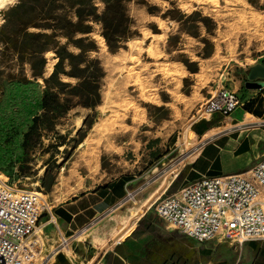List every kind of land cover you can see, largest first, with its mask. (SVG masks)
Instances as JSON below:
<instances>
[{
    "label": "rangeland",
    "instance_id": "1",
    "mask_svg": "<svg viewBox=\"0 0 264 264\" xmlns=\"http://www.w3.org/2000/svg\"><path fill=\"white\" fill-rule=\"evenodd\" d=\"M18 2L0 8V27L7 10ZM126 7L132 36L116 51L108 49L98 25L90 34L96 49L88 58H97L103 71L95 106L84 105L98 99L95 83L86 86L87 95L73 89L78 79L60 75L68 85L52 84L57 105L43 111V78L32 77L27 63L20 68L15 55L2 52L0 44V171L19 188L42 192L50 206L51 201L106 181L130 180L127 192H138L121 204L128 217L113 227L118 231L113 242L133 218L144 214L106 253L105 264H264V242L255 241V246L224 239L198 242L167 228L155 212L159 200L191 181L189 167L201 148L199 142L236 123L231 117L238 116V109L226 117L212 114L199 119L200 111L220 87L240 95L248 67L264 64V0H131ZM45 57L43 77L56 61L52 51ZM94 70L89 62L87 72ZM24 74L28 81L16 79ZM35 115L40 119L23 145V134ZM243 118L264 124L248 114ZM214 154L208 146L195 166L203 167L204 158ZM229 159L221 151L213 159L212 171L220 172L223 165L227 172L243 164ZM45 219L43 213L39 222ZM55 231L53 224L36 231L34 245L42 255H52L57 247ZM90 236L89 230L75 235L72 252L64 251L70 258L80 256V263L71 264L97 260L108 248L105 243L98 244L100 249L86 243ZM81 241L84 248L77 245ZM55 261L56 255L49 263Z\"/></svg>",
    "mask_w": 264,
    "mask_h": 264
},
{
    "label": "built area",
    "instance_id": "2",
    "mask_svg": "<svg viewBox=\"0 0 264 264\" xmlns=\"http://www.w3.org/2000/svg\"><path fill=\"white\" fill-rule=\"evenodd\" d=\"M240 105L235 92L220 87L204 102L199 119L212 114L229 116ZM137 192L128 191L122 202ZM43 195L36 189L19 188L0 171V264H50L51 257L69 252L75 235L85 231L80 229L71 237L60 234L50 256L42 255L41 248L36 250L40 217L51 210ZM155 212L167 228L198 242H264V156L244 174L201 176L184 184L159 200Z\"/></svg>",
    "mask_w": 264,
    "mask_h": 264
},
{
    "label": "trees",
    "instance_id": "3",
    "mask_svg": "<svg viewBox=\"0 0 264 264\" xmlns=\"http://www.w3.org/2000/svg\"><path fill=\"white\" fill-rule=\"evenodd\" d=\"M129 1L131 0H19L7 10L6 20L0 27L2 52L14 54L20 68L27 63L32 77L43 78L46 85L40 99L43 111H51L52 103L57 105V93L52 90V84L68 85L61 81L60 75L78 79L73 89L87 95L86 86L91 82L95 83L98 99L86 101L84 105L95 106L98 103L99 79L103 71L97 58H88L89 52L96 49V41L90 34L94 25H98L108 49L116 51L132 36V20L126 7ZM29 27L35 30L29 31ZM70 46L77 51H71ZM47 51L54 53L56 61L51 73L43 77ZM89 62L95 66L91 73L87 72ZM8 77L11 78L9 75ZM16 79L28 81L25 74ZM39 119L38 115L32 117L31 124L23 134V145ZM250 243L255 246L253 241ZM54 264L69 263L58 253Z\"/></svg>",
    "mask_w": 264,
    "mask_h": 264
},
{
    "label": "crops",
    "instance_id": "4",
    "mask_svg": "<svg viewBox=\"0 0 264 264\" xmlns=\"http://www.w3.org/2000/svg\"><path fill=\"white\" fill-rule=\"evenodd\" d=\"M238 96L241 101V105L237 108L238 116L234 115L231 117V121L235 120L236 123L232 126H224L223 130L218 133H211L199 142L198 145H201V148L193 158L189 167L191 172L190 177H192L191 181L201 176H212L223 173L244 174L253 164L264 156V127H262L264 124L255 125V122H252V124L251 122L243 121V116L245 114L259 121H264V86L259 89L245 88V91H241ZM247 124L250 126H245ZM234 128L238 129L231 132L224 131ZM220 140H223L222 143H217ZM208 146H212L215 149V154L204 158L206 161L203 167L195 166V162L203 157V153ZM192 151H194V149H192ZM221 151L227 152L230 163L243 162V164L237 165L236 168L230 165L231 168H229L227 172H225L226 170H224V168H222L223 165H221L220 172H213V159L216 155H220ZM129 181L130 180L123 177H119L94 187L83 189L72 197L60 201H51L52 204L49 215L47 214V219H45L43 223H40V225L43 229L46 227L49 229L50 224H53L58 239L60 234L71 237L80 229H85V231L89 230L91 236L86 243L98 249H100L98 244L105 243L108 248L100 252V257L97 260L95 259L91 262L87 261L86 264H105L104 257L106 253L109 252L111 247L114 246V248H116V246H118L123 235H125L134 225V222L139 220L144 214L141 213L137 219L133 218L123 233L113 242V238L115 237L114 234L116 235L118 232L116 230L114 231L113 227L118 226L119 219L124 216L128 217L127 211H122L120 208L123 203L122 200L127 192ZM132 196L133 193H130V200L134 199ZM140 209L138 210L139 212ZM131 217H134V215H131ZM250 242L251 241L245 243ZM77 245L82 246V248L85 247L83 241ZM72 250L71 246L69 254ZM62 255L69 264H71V260L77 263L81 262L80 256L76 254H73L72 258L68 257L65 253ZM106 264H109V262Z\"/></svg>",
    "mask_w": 264,
    "mask_h": 264
},
{
    "label": "water",
    "instance_id": "5",
    "mask_svg": "<svg viewBox=\"0 0 264 264\" xmlns=\"http://www.w3.org/2000/svg\"><path fill=\"white\" fill-rule=\"evenodd\" d=\"M244 85L246 88H261L264 86V64L255 63L248 67Z\"/></svg>",
    "mask_w": 264,
    "mask_h": 264
},
{
    "label": "bare ground",
    "instance_id": "6",
    "mask_svg": "<svg viewBox=\"0 0 264 264\" xmlns=\"http://www.w3.org/2000/svg\"><path fill=\"white\" fill-rule=\"evenodd\" d=\"M6 3H11V2H9V0H4V5H5ZM80 123H81V120L78 119L77 122H76L77 128L80 126Z\"/></svg>",
    "mask_w": 264,
    "mask_h": 264
},
{
    "label": "snow or ice",
    "instance_id": "7",
    "mask_svg": "<svg viewBox=\"0 0 264 264\" xmlns=\"http://www.w3.org/2000/svg\"><path fill=\"white\" fill-rule=\"evenodd\" d=\"M9 2H14V0H9ZM4 7V0H0V8Z\"/></svg>",
    "mask_w": 264,
    "mask_h": 264
}]
</instances>
